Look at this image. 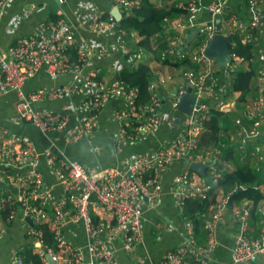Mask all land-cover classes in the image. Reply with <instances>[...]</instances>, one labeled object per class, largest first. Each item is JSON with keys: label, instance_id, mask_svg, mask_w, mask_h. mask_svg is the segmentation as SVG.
Returning a JSON list of instances; mask_svg holds the SVG:
<instances>
[{"label": "built area", "instance_id": "obj_1", "mask_svg": "<svg viewBox=\"0 0 264 264\" xmlns=\"http://www.w3.org/2000/svg\"><path fill=\"white\" fill-rule=\"evenodd\" d=\"M11 1L0 0V17ZM64 1L57 0L61 4ZM115 4L119 6L121 14L123 11L127 14L139 1L115 0ZM186 4V17L179 15L170 20L165 18L162 25L164 29L170 26L171 20H175L177 28H189L194 34L193 37H198L194 47H189V42L186 49L182 50L184 40L180 33L170 32L167 37L169 47L161 53L162 58L166 53L173 55L177 60L188 57L196 65L195 68H188L182 73L187 86L191 87L194 99L190 113L179 112L178 115H170L172 119L176 115L181 119L183 115L180 135L149 151L136 152L124 162L122 169L100 170H91L78 159L56 153L50 147L38 149L25 135L11 134L10 139H0V163L3 164L0 178L4 175L7 182L18 190V195L1 196L0 207L3 206L4 200L10 199L11 203L16 204L7 220L13 221L17 209L31 217L33 225L27 226L26 233L32 238L33 252L40 257L43 264H50L47 255L55 264H115V243H120L123 249L130 251L140 240L142 208L139 202L146 199L149 205L155 204L160 194L159 175L169 163L185 159L207 163V175L209 178L211 176L213 182L216 181L219 175V151L198 148L199 135L209 117L210 106L215 104L220 110H226L224 108L229 106L228 100L223 101L220 98L224 86L215 75L218 65L213 57L204 53L208 39L216 32L237 33L243 42H260L256 52L259 93L242 106L243 114L251 119V126L249 129L240 127L238 149L244 152L247 141L259 136L264 119V0H248V22H243L236 11H225L227 0H206L204 4H201L200 0H190ZM201 5L213 17L212 20L199 22L196 17L199 9L197 7ZM103 13L90 1L85 0H81L73 8L75 18L85 21L95 34L90 40L79 38L75 27L60 16L56 20L40 22L35 32L20 36L4 50L0 49V94L13 90L17 98V119L28 122L42 132L66 129L65 139L68 142L78 141L91 134L97 125L98 111L108 98L122 97L126 107L114 110L113 116L120 125L112 134L114 146L121 149L128 142L145 136L161 122L159 108L162 99L156 91L157 82L153 79L148 84V100L137 103L136 87L116 79L105 82L98 79L94 71H84L90 56L108 58L110 55L114 44L103 42L100 37L108 38L125 33L118 28L110 12L105 16ZM217 18L219 31L215 26ZM195 29L197 32H194ZM69 46H74L76 50L74 62L69 61L66 54ZM141 51L140 49L138 54H141ZM231 56L232 61L227 68L235 67L236 60L241 59L233 53ZM117 68L120 70V66ZM39 69L45 70L51 77L72 72L75 78L70 82L25 93V81ZM186 88L180 86L173 93L169 102L171 111L178 112V102ZM73 96L79 97L76 109V112L79 111V117H73L70 106L66 104H63L59 111L33 106V102L43 99ZM236 123H239L238 119ZM0 131L8 133L4 128H0ZM253 154H258L260 159L263 157L257 151H252ZM42 157L61 187L59 196H55L51 189L43 184L38 168L39 159ZM10 166H26V171L5 174L4 167L7 169ZM173 181L178 188L175 195L180 209L185 198L205 197L210 188L204 176L196 172L191 173L188 168L177 173ZM227 197H216L210 212L204 218V226L207 229L204 243H197L192 236L191 223L184 217L188 221L185 231L187 239L183 244L168 249L157 264H205L206 256L216 247L218 224L229 208ZM253 212L259 214L258 232L254 236L249 233V219ZM233 214L238 219V229L231 249L230 264L251 262L257 255H264V207L246 200L233 208ZM93 216L96 218L93 219ZM69 219L82 221L89 236L84 245L74 244L63 236L61 229ZM44 222H48L47 225L53 232L55 246H48L42 240L39 225ZM5 233L6 228L0 220V238ZM20 250L15 248L6 264H24Z\"/></svg>", "mask_w": 264, "mask_h": 264}, {"label": "crops", "instance_id": "obj_2", "mask_svg": "<svg viewBox=\"0 0 264 264\" xmlns=\"http://www.w3.org/2000/svg\"><path fill=\"white\" fill-rule=\"evenodd\" d=\"M80 1L81 0H65L63 4H61L58 3L57 0H12L6 6L0 17V49L4 50V48L13 44L20 36L35 32L40 22L51 21L53 17L52 14L67 19L75 27L79 38H89L90 40L95 34L88 28L85 21L76 19L73 14V8ZM85 1H90L94 4L95 8L102 13L110 12L114 6L119 8V6L115 4V0ZM188 1L190 0H155L156 4L161 7L169 4L182 6ZM200 2L204 4L206 0H200ZM33 3H35L34 6L32 5ZM197 8L199 9L197 10L198 14L196 17L199 22L212 20L213 17L202 5ZM228 10L236 11L243 22H248L250 14L248 0H227L225 11ZM168 31H177L180 33L184 40V45L186 37L191 33L189 28H177L175 26V20H171L170 26L163 29V33ZM133 36V32L125 31L124 34H116L114 37H100L103 42L106 41L114 44L111 48L110 55L108 58L98 57L96 55L90 56L87 65L84 67V71L85 69L92 70L98 79L110 82L114 80L115 73L119 71L117 66H120L121 70L126 66L134 65L138 62L147 63L150 70L154 73L153 80L157 82L156 91L162 99L159 108L162 120L152 131L138 140L128 142L121 149H117L113 144L112 134L119 127L120 123L115 120L113 113L114 110L125 108L126 102L122 97L110 96L98 111L95 130L78 141L68 142L65 139L66 129L42 132L28 122L19 118L17 119L16 94L13 90H8L0 94V128H4L8 132L2 133L0 131V139H10L11 134L25 135L34 142L35 147L38 149L50 147L56 153H63L71 158L78 159L84 166L91 170H100L104 168L122 169L124 162L129 160L136 152L149 151L159 144L169 142L180 135V122L183 115L178 122H175V118H179V116H177L179 112L181 114L185 113L179 111V109L178 112L171 111L169 102L177 88L180 86L187 87L186 80L180 77V73L184 71H180L181 68L160 62L144 52L141 54L134 53L126 57L123 52H126V49H130V43L135 39ZM156 36L158 37L159 34ZM254 45L257 52L260 42L256 41ZM251 64L258 67L256 58L250 61L238 59L235 62V67L247 70L251 67ZM217 68H219V66ZM226 68L227 67H225L224 72L217 78L224 87L229 84L230 81L228 80L231 77ZM74 78L75 74L72 72L51 77L45 70L39 69L32 77L25 81L23 90L25 93H30L36 89L70 82ZM161 79L163 82H160ZM252 80V86L254 88L257 86V79L254 77ZM257 93L256 90H252L251 94L247 95L246 102L255 98ZM237 96L238 92H232V96L228 99L229 106L224 108L226 110H223L229 115L228 120H225L224 130L218 135L219 137L225 136L230 144L235 145L239 140L238 133L240 127L242 126L244 129H249L251 126V119L243 114V104L237 102ZM78 99L79 97L77 96L43 99L38 102H33V106L36 108L43 107L59 111L62 109V105L66 104L70 106L73 117H79V111L76 112ZM174 113L177 115L172 119L170 115ZM237 119L239 123H236ZM206 131L208 132L207 128H204L201 133H205ZM201 133L198 142L199 150H213L215 148L213 144L214 141L211 140V142L205 143L204 146ZM260 135H264V119L260 127ZM237 148L235 149L237 150ZM248 148H252L254 152L257 151L261 156L263 155L262 159H260L258 154L252 155L251 151L250 163L252 165L254 164L256 168L263 166L264 143L260 137L257 136L248 140L244 151ZM222 163L227 165V162ZM233 166L234 163L229 161L228 167L232 168ZM2 167L3 164L0 163V169ZM38 168L42 174L44 186L50 188L55 196H59L61 187L51 171L47 168L43 157L39 159ZM183 169H186L183 165V160H176L166 165L159 175L160 194L155 204L151 206L147 203L146 199L140 200L139 206L142 208L139 223L140 240L130 251L123 249L120 243H115V264H157L168 249L175 248L185 242L187 239V233L185 231L186 225L188 226V221L184 219L182 216V208L180 209L176 203L175 190H178V188L174 185L173 181V177L177 173L183 171ZM4 170L5 174L9 175L14 171H26V166H21L19 168L10 166L7 169L4 167ZM190 172L192 173L193 171ZM259 189L260 191L264 189V177L259 185ZM2 193H7V196L18 195L17 188L8 183L4 175L0 178V197ZM226 195L228 196V194L223 191H219L217 197ZM241 203L238 205L233 204L229 206L231 208L226 210L216 230V247L211 254L206 256L205 264H230L231 249L238 229V219L236 215L233 214V208L240 206ZM258 204L264 207V198H262ZM27 216L28 215L21 210L17 209L15 218L11 224H3L6 228V233L0 238V264L7 263L15 248L21 249L23 245L31 244L32 238L26 233L27 226H30L26 220ZM44 223L48 224V222ZM258 227L259 214L253 212L249 219V233L252 236L256 235ZM61 232L65 238L77 245L82 246L89 239L80 219H69L63 225ZM239 264H264V255H257L251 262Z\"/></svg>", "mask_w": 264, "mask_h": 264}, {"label": "trees", "instance_id": "obj_3", "mask_svg": "<svg viewBox=\"0 0 264 264\" xmlns=\"http://www.w3.org/2000/svg\"><path fill=\"white\" fill-rule=\"evenodd\" d=\"M139 4L134 5L129 9V13L123 11L118 25L119 29L126 32H133L134 40L130 43L131 47L123 54L128 57L132 54H138L141 49L142 53H148L152 58L166 63L177 68H181L180 71H184L188 68H195L196 65L188 58H182L180 60L175 59L171 54L166 53V56L162 58L161 53L166 51L169 47L168 36L170 31L163 33L164 19H173L176 16L186 17L188 14L187 4L177 6L175 4H169L159 6L155 0H138ZM108 12H104L103 15H107ZM51 20H56L57 15L52 14ZM163 33L162 35H160ZM159 34L157 37L156 35ZM198 37L195 36L190 41V46H195ZM231 53L237 55L243 60H252L256 58V48L252 41L243 42L240 35L237 33L232 34V43L230 45ZM69 61L74 62L76 60V50L74 46H69L66 50ZM231 75L228 81L229 84L225 85L223 92L220 94V98L223 101L228 100L232 96V92H238L237 102L244 104L247 100V95L251 94L252 90L258 92L257 86L253 88L252 79L257 76L256 65L251 64V67L247 70H243L236 67L226 68ZM224 72V69L218 68L215 75L217 78ZM154 73L150 70L149 66L145 62H138L134 65L126 66L115 73L114 79L123 82L128 86L137 88L136 102L144 103L150 96V90L148 89L149 82L153 79ZM180 77L182 73H180ZM259 93V92H258ZM257 93V95H258ZM264 95V88L262 91ZM228 114L226 111L218 109L215 104L210 106L209 117L205 120L204 128H207L208 132L201 133L203 138L202 143L214 141V149L219 151L218 155L220 163L218 162L219 175L216 181L213 182L210 176L208 182L210 188L207 190L206 196L202 198H185L182 207V216L190 221L192 226V236L197 243H204L207 238V229L204 226V218L210 211L213 203L219 191L231 195L234 194L233 204L238 205L243 200H250L254 205L264 198V189L260 191L259 185L263 181L264 172H262V166L256 168L254 164L250 163V154L252 148H248L244 152L237 148L238 143L230 144L229 140L225 136L219 137V133L224 130V125L228 120ZM226 120V121H225ZM207 134V135H206ZM201 143V145H202ZM206 148V147H205ZM237 148V150L235 149ZM213 149V150H214ZM233 162L232 168L224 165L222 162ZM1 196L6 197L7 193H2ZM13 198V197H12ZM10 199H6L3 202V206L0 207V220L3 224L9 225L12 221L7 220L10 212L14 210L15 204L10 202ZM231 208V207H229ZM96 217L93 216V219ZM39 228L42 230V240L48 246H55L53 238V232L49 229L47 223H41ZM20 253L22 254L24 264H43L40 257L33 252L32 245L25 244L21 247Z\"/></svg>", "mask_w": 264, "mask_h": 264}, {"label": "water", "instance_id": "obj_4", "mask_svg": "<svg viewBox=\"0 0 264 264\" xmlns=\"http://www.w3.org/2000/svg\"><path fill=\"white\" fill-rule=\"evenodd\" d=\"M110 14L115 18L117 25H119L120 18L122 16L119 8L117 6L112 7ZM216 29L219 31V18L215 20ZM194 32H197L195 29ZM193 33H189L186 37L185 45L181 48L182 50L186 49L187 44L191 41ZM232 41V34L227 33L223 34L221 32H216L213 34L207 42V46L204 49V53L213 57L220 69H224L232 61L230 44ZM194 102L193 96L191 94V87L187 86L186 91L182 94L178 102L179 111L189 114L191 111L192 104ZM179 118H175V122H178ZM260 139L264 143V135L259 134ZM184 167L188 168L190 171L196 172L205 177V180H209V176L206 173L207 164L201 161H188L183 160ZM262 172H264V165L262 166ZM235 193H232L227 197V205H233V197ZM27 222L32 226V220L30 217H26ZM50 264H55L49 255L46 256Z\"/></svg>", "mask_w": 264, "mask_h": 264}]
</instances>
